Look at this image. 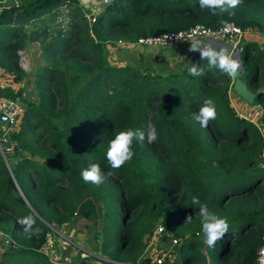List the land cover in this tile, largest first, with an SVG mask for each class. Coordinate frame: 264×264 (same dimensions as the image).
<instances>
[{
  "label": "trees",
  "instance_id": "trees-1",
  "mask_svg": "<svg viewBox=\"0 0 264 264\" xmlns=\"http://www.w3.org/2000/svg\"><path fill=\"white\" fill-rule=\"evenodd\" d=\"M58 1L44 0L42 7ZM15 9H4L0 18ZM231 11L235 14L213 15L200 8L199 0H116L90 22L79 1L70 0L31 21L32 29L0 24V68L13 82L24 79L17 51L27 41L40 43L47 63L36 83L40 102L27 104L21 128L12 131L0 122V142L13 146L5 155L16 159L8 168L0 154V264H54L42 251L51 233L48 225L71 222L82 232L94 227L99 215L100 251L110 264H150L149 255H143L149 248L146 236L157 225L178 238L176 264H256L264 241V94L254 99L261 113L252 122L230 106L231 78L209 71L199 52L180 71L160 64L165 69L153 74L112 66L104 52L117 41L195 25L232 22L264 36V0H242ZM143 49L137 50L141 58ZM254 49V66L244 69L252 90L259 88L261 68L264 74L263 50L246 42L240 53L244 64ZM193 63L205 67L202 76L189 74ZM79 78L86 79L82 86L70 87ZM20 92L0 87V98L15 99ZM207 99L214 101L217 117L202 128L193 114ZM129 128L143 131L145 138L134 142L130 161L112 169L106 159L109 142ZM93 163L105 176L100 185L81 176ZM192 196L229 221L214 248L203 242ZM33 212L40 217L34 226L40 231L29 239L18 220ZM188 216L192 219L185 223ZM72 254L67 244L55 264ZM73 263L93 264L88 258Z\"/></svg>",
  "mask_w": 264,
  "mask_h": 264
},
{
  "label": "rangeland",
  "instance_id": "rangeland-1",
  "mask_svg": "<svg viewBox=\"0 0 264 264\" xmlns=\"http://www.w3.org/2000/svg\"><path fill=\"white\" fill-rule=\"evenodd\" d=\"M115 1L114 0L111 1L109 4H107V6L111 5ZM100 7L101 8H98L95 11H91L87 9L86 7H84L86 10L87 17L90 22L94 21V17H96V15L98 14V11L102 10L106 6L101 5ZM66 13H67L66 9H62V12L60 13L61 16L59 17L60 21L65 19ZM90 14H92V16H90ZM31 27H32L31 24H28V29H32ZM247 30L250 31V34H251L249 39H254V37H259V38L264 39V36L256 28L246 29L245 31ZM242 37H243V32H242ZM134 43L135 41H117L112 44H107L105 46L104 52L110 64L112 66H117V67L129 66V67L136 69L137 71H141L145 73L151 72L152 74L154 72H160L163 70V69L158 68L159 63H157L154 58L153 59L150 58L148 60L145 58H141L137 50L142 49L143 47L136 46L134 45ZM257 48H258L257 52L261 50L264 51V41L261 43V46L257 44ZM17 54L19 55L20 68L24 72L23 81L16 83V88H17L16 90L21 91L20 92L21 96H18L17 99L23 107V113H25L28 103L37 105L40 102V98L38 95L39 88H37L36 83H37L39 74L42 72L43 67L47 63L41 53L39 42L27 41L25 48L18 50ZM146 55L147 57H149L148 54ZM145 61L149 62L150 65L157 66V67L149 68ZM252 66H254L252 59L249 61H244L245 71H247L248 68ZM173 67L174 66L169 67V68L167 67V70L176 71L177 67L175 68ZM163 72H168V71L164 70ZM258 78L260 79V82L257 83V87L258 86L261 87L264 84V74H262V68H261V72ZM85 81H86L85 78H79L77 79V83L70 85V87H74V89L77 90L80 86H82V84ZM247 82L250 84V78H247ZM230 90L231 89H229V91ZM231 94L232 96L235 95L236 97H240L236 92L231 91L228 95L229 99L230 98L232 100L234 99L231 96ZM231 99H230V106L234 107V108L232 107L233 111L236 112V114L238 115L243 114V111H241L242 106H240L239 104H237L239 106H236L233 103V101L231 102ZM22 122L20 119L18 125L10 130L18 131L21 128ZM1 129H6V127L2 125ZM147 134L150 139L154 138L155 132H154V126L152 124H149L147 128ZM2 158L3 160H5V163L7 164L8 168H10V166L13 165L16 161V159H13L12 157L8 158V155H4V157L2 156ZM100 217L101 215H99L98 217L97 216L94 217V219H96V225L94 227L89 228L87 231H82V232L75 231L76 229L74 228L71 222L67 224H62V225H56V226L47 224L51 230V233L47 235V243L44 245L42 251L46 255H48L50 262L54 264L58 262L59 257L61 256V253L63 251V248L68 244L74 251V256L69 258L70 260H67L69 262L73 263L74 260H76L77 258L83 257V258L90 259V262H92L93 264H110V262L107 261L105 257H103V254L100 251V244H101V239H100L101 235L99 234V230L101 228L100 222H99ZM90 219L92 218H89V220ZM90 222H92V220H90ZM159 223H160V220L156 221L155 226ZM153 239H154L153 241L154 243L147 249L146 252L143 253V255L146 256L150 254L151 251L159 252L163 256L164 260L166 261V264H176V260L178 257V254H177L178 243L174 244L173 241L174 240L178 241V238L174 237L171 231L164 230L160 235H155ZM147 240L150 241V237L147 238Z\"/></svg>",
  "mask_w": 264,
  "mask_h": 264
},
{
  "label": "clouds",
  "instance_id": "clouds-1",
  "mask_svg": "<svg viewBox=\"0 0 264 264\" xmlns=\"http://www.w3.org/2000/svg\"><path fill=\"white\" fill-rule=\"evenodd\" d=\"M108 3L109 0H104ZM242 0H199L201 9H209L213 15H222L228 13L234 15L231 10L237 8ZM245 44V43H244ZM190 51H198L202 61L207 62V69L218 70L222 74H226L233 80L241 75L242 62L236 57V54L227 46L221 45L219 42L209 39L206 43L200 40H192L190 43ZM189 74L194 77L202 76L205 73V67L196 63L187 69ZM217 111L214 101L207 99L199 108L198 112L193 114V119L197 121L202 128H207L209 122L215 120ZM145 138L144 132L139 129H127L118 132L109 142L106 152V159L112 169L121 168L126 162L130 161L135 155L133 144L135 141L143 142ZM110 172L108 175H111ZM84 182L100 185L104 182L105 176L99 164L93 163L81 172ZM191 204L198 206V215L201 218V231L204 236V244L209 248H214L216 242L220 240L229 230V221L227 217H220L210 211L206 203H201L196 196L191 197ZM40 217L33 212L18 220L22 226L26 237L31 239L33 235L39 233L40 229L34 226ZM191 216L186 218V222H190ZM207 256V252L204 253ZM261 256L264 257V249H261ZM260 264H264V258L260 260Z\"/></svg>",
  "mask_w": 264,
  "mask_h": 264
},
{
  "label": "built area",
  "instance_id": "built-area-1",
  "mask_svg": "<svg viewBox=\"0 0 264 264\" xmlns=\"http://www.w3.org/2000/svg\"><path fill=\"white\" fill-rule=\"evenodd\" d=\"M113 0H109L108 3H105L104 0H101L102 5L107 6ZM242 32L240 27L232 22H226L219 27H206L203 25H195L189 29L177 30V31H166L156 35H147L135 41L134 45L141 46L143 48H153V47H171L179 44L187 43L194 39H203L210 38L218 41H223L230 45V49L240 56V53L244 46V39L242 37ZM23 114V107L19 103L18 99H0V122L8 126L9 129L16 127L19 123V120ZM12 145H5L0 142V154L4 157L5 153L12 151ZM262 166H264V150L261 154ZM164 231L162 225H157L154 233L152 235L146 236L150 237L148 242V247H150L154 242L153 237L155 235H160ZM0 235L3 237V233L0 230ZM153 239V240H151ZM173 243H177V240H174ZM261 249H264V241L259 250L257 251L256 264H260V260L264 257L261 256ZM153 250V249H152ZM151 258L150 264H163L164 258L159 252H152L148 254ZM64 264H74L72 262L66 261ZM131 264H144L131 263Z\"/></svg>",
  "mask_w": 264,
  "mask_h": 264
},
{
  "label": "crops",
  "instance_id": "crops-1",
  "mask_svg": "<svg viewBox=\"0 0 264 264\" xmlns=\"http://www.w3.org/2000/svg\"><path fill=\"white\" fill-rule=\"evenodd\" d=\"M78 1L81 5H84L83 7H86L87 9H89L91 11H95L98 8H101L100 6L102 5L101 0H78ZM39 2L40 1H38V0H0V12L3 11L4 9L8 10L10 8H16L15 12L18 10L23 11L22 9L30 8L31 6H33L34 4L39 3ZM92 14H90V16H92ZM28 24H30V22L27 23L26 25H28ZM250 36H251L250 31H248V30L244 31V34H243V39L245 40L244 43L252 42V43L256 44V47H257V44L259 46H261V43L264 41L263 38L254 37V39H249ZM209 39L210 38L194 39V40H200V41L206 43ZM212 40H214V39H212ZM214 41H217L221 45L227 46L230 48V45L223 42V41H218V40H214ZM191 42H192V40L187 42V43L179 44V45H175V46H171V47L144 48L142 51L144 54V57H142V58H145L147 60L150 58L151 59L154 58L155 61L157 63H159V66H160V64H163L164 67H166V68L174 66L173 68L177 67L176 71H180L183 67H186L188 62L191 60L192 56L194 54L198 53V51H190L189 50ZM146 54H148L149 57H147ZM236 57L242 62L241 57L239 55H236ZM252 62H254V61H252ZM161 69H165V68H161ZM260 72H259V74H260ZM259 82H260V79L258 78L257 83H259ZM231 83L233 84L232 79H231ZM247 84H248V82H247ZM4 86H10L12 89H15V90L17 89L16 83L13 82L12 76L10 75V73L0 68V87H4ZM231 91H234V90L231 88V90L228 92V95ZM231 96H232V94H231ZM234 96H232L234 98L233 100L230 98L231 102L233 101V103L236 106H239V105L242 106L241 111H243V114H239V115L242 116L243 118L247 119V120H250L252 122H256L258 117L260 116V113H261L260 107L257 105H253V103L252 104L247 103L241 97H236V96L234 97ZM1 98H3V97H1ZM236 98H237V100H236ZM237 104H239V105H237ZM0 239L1 240L3 239V237H1V235H0ZM72 256H74V254H72ZM81 258H83V257H81ZM79 259L80 258H77L76 260H79Z\"/></svg>",
  "mask_w": 264,
  "mask_h": 264
},
{
  "label": "water",
  "instance_id": "water-1",
  "mask_svg": "<svg viewBox=\"0 0 264 264\" xmlns=\"http://www.w3.org/2000/svg\"><path fill=\"white\" fill-rule=\"evenodd\" d=\"M70 0H59L56 4L42 7L44 0L40 1L39 3L34 4L30 8L24 9V11L18 10L16 12H10L6 17L0 18V24H6L9 26H21L26 25L31 21L38 20L39 18L45 17L51 14L54 11H57L65 6V4ZM23 12H27L26 15H23ZM254 52L255 49L252 51L248 57H246V61L251 60L254 61ZM252 55V56H251ZM262 57L264 60V51L262 53ZM244 64H242L241 68V75L239 78L233 80L232 88L233 90L247 103L252 104L255 97L258 95L264 94V84L263 86L252 90L248 86L246 82V77L243 72ZM259 74V71H258Z\"/></svg>",
  "mask_w": 264,
  "mask_h": 264
},
{
  "label": "flooded vegetation",
  "instance_id": "flooded-vegetation-1",
  "mask_svg": "<svg viewBox=\"0 0 264 264\" xmlns=\"http://www.w3.org/2000/svg\"><path fill=\"white\" fill-rule=\"evenodd\" d=\"M244 71V70H243Z\"/></svg>",
  "mask_w": 264,
  "mask_h": 264
}]
</instances>
